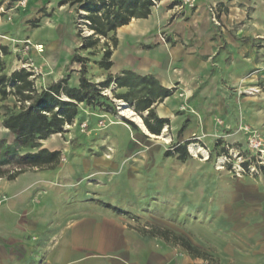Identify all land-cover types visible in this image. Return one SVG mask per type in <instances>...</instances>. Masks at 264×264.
I'll use <instances>...</instances> for the list:
<instances>
[{"label":"rangeland","instance_id":"1","mask_svg":"<svg viewBox=\"0 0 264 264\" xmlns=\"http://www.w3.org/2000/svg\"><path fill=\"white\" fill-rule=\"evenodd\" d=\"M26 4V0H0V26L6 28L0 35L10 39L0 44L8 52L0 59L8 75L25 70L36 87L46 73H52L46 47H62L70 37L76 45L73 53L66 58L59 51L53 63L67 60V66H74L71 59L80 54V38L90 33L83 27L82 12L76 5L67 25L52 11L31 10ZM210 10V18L218 26V10ZM31 29L45 42L30 40ZM37 45L40 51L34 48ZM256 48L264 50V40ZM87 60L90 65L94 59ZM262 71L247 69L242 88L226 86L224 104L199 103L193 112L183 105L179 109L181 133L168 131L159 137L141 132L143 126L137 122L141 118L132 109L128 108L134 117L119 110L118 104L126 103L116 100L113 83L107 88L111 91L106 100L92 107L78 106L73 123L65 126L56 141L64 149L61 162L78 167L74 178L85 192L87 204L123 220L128 231L150 246L152 256L162 257V264H264V67ZM207 85L206 81L200 93L209 98L212 91ZM15 100L9 96L0 101V114L4 107L17 110ZM105 108H114L113 113ZM186 130L191 133L185 139ZM0 140L6 143L8 138ZM185 142L190 144L184 162L176 155L165 157ZM190 147L196 149L190 151ZM152 227L184 238L206 254L207 260L141 235ZM130 251L128 256L137 261L145 257L147 248Z\"/></svg>","mask_w":264,"mask_h":264},{"label":"crops","instance_id":"2","mask_svg":"<svg viewBox=\"0 0 264 264\" xmlns=\"http://www.w3.org/2000/svg\"><path fill=\"white\" fill-rule=\"evenodd\" d=\"M61 1L26 0V7L46 8L68 25L74 7ZM141 1L151 4L140 6L127 25L108 36L116 41L114 48L109 43L108 70L96 65L105 49L103 43L79 51V55L94 59L86 64L90 83L109 78V86H116L114 96L123 98L120 101L142 117L152 111L168 120L159 136L168 131L172 135L181 133L179 109L183 105L193 112L199 103L224 104L226 86L242 88L247 69L263 72L264 50L257 49L256 43L264 40V0H193V7L181 6L182 0ZM212 7L218 10V26L208 12ZM146 10L147 15L142 16ZM1 29L6 28L1 25ZM31 30L30 40L35 44L45 42L35 29ZM65 40L62 47H46L52 73H46L37 90L63 79V75L69 88L78 87L80 65L67 66V60L53 63L59 51L69 58L76 48L70 37ZM8 41L0 35V44ZM206 81L212 91L209 98L200 93ZM172 89L175 91L164 97L165 90ZM139 120L141 132L153 137ZM190 133L186 130L184 138ZM59 136L40 141V149L59 151L62 158L64 149L56 146ZM1 138H8L7 145L13 143L0 118ZM36 151L25 149L22 154ZM77 168L60 159L53 169H32L12 181L0 179V264H162V257L152 256L150 246L128 231L123 220L87 204L85 192L76 186ZM132 248H147L145 257L133 261L128 256Z\"/></svg>","mask_w":264,"mask_h":264},{"label":"trees","instance_id":"3","mask_svg":"<svg viewBox=\"0 0 264 264\" xmlns=\"http://www.w3.org/2000/svg\"><path fill=\"white\" fill-rule=\"evenodd\" d=\"M11 1L19 2L20 0ZM60 4L76 5L82 12V25L90 33L80 38L77 51L94 49L101 39L104 40L105 49L96 65L100 69L108 70L111 67L110 46L114 48L116 45L115 39L108 37L109 34L127 25L140 6L146 7L151 2L144 5L141 0H63ZM147 11L142 16H146ZM7 54V48L0 46V57ZM71 60L80 65L77 88H69L66 80L61 79L44 89L37 90L29 80L30 73L19 70L8 75L0 59V101H5L12 96L18 104L17 110L15 107L12 109L4 107V112L0 114L2 128L13 136V143L10 145L0 140V179L12 181L20 174L32 169L46 170L56 167L60 162L61 153L40 149V141L52 135L62 134L65 126H70L76 118L79 105L92 107L101 100H106V97L101 95V91L109 87L111 80L108 78L102 83H90L86 79L88 60L79 55H74ZM170 94L172 90H165L164 97ZM126 106L131 109L129 104L126 103ZM105 109L108 113H113L114 108ZM132 110L140 116L150 135L159 136L163 127L168 125V120L156 117L152 111H149L146 117H142L134 108ZM129 125L134 128L132 124ZM189 144L185 142L183 145L174 146L172 150L165 153V157L176 155L178 161L184 162L188 158ZM21 148L37 151L20 154ZM141 235L179 247L194 258L204 260L208 258L206 254L191 246L187 240L168 230L152 227L149 230L144 229Z\"/></svg>","mask_w":264,"mask_h":264},{"label":"bare ground","instance_id":"4","mask_svg":"<svg viewBox=\"0 0 264 264\" xmlns=\"http://www.w3.org/2000/svg\"><path fill=\"white\" fill-rule=\"evenodd\" d=\"M35 49H37L38 51H40L41 50V46H36V47H34ZM107 92H106V94L107 95H110L109 93H110V91L109 90H106ZM119 105V110H121V111H124V113H126L125 115L126 116H128V117H134L135 115L128 109V107L125 105V104H123V103H119L118 104ZM137 122H138V124L140 125V126H142V124H141V121L139 120V119H137ZM196 148H194V147H190V151H194ZM198 153V152H197Z\"/></svg>","mask_w":264,"mask_h":264},{"label":"built area","instance_id":"5","mask_svg":"<svg viewBox=\"0 0 264 264\" xmlns=\"http://www.w3.org/2000/svg\"><path fill=\"white\" fill-rule=\"evenodd\" d=\"M183 4H184V5H189L190 7H193V0H184V1H183ZM210 12H211V16L213 17V20H214V17H215V16H214V12H213V10H210ZM106 90H107V89H106ZM106 90L102 91V92H101V95L106 96V97L109 96V95L106 94V92H107ZM109 91H111V88H110ZM240 171L242 172V169H240Z\"/></svg>","mask_w":264,"mask_h":264}]
</instances>
